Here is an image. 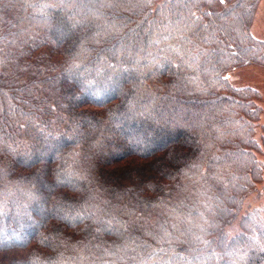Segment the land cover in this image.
I'll return each instance as SVG.
<instances>
[{
  "label": "trees",
  "instance_id": "obj_1",
  "mask_svg": "<svg viewBox=\"0 0 264 264\" xmlns=\"http://www.w3.org/2000/svg\"><path fill=\"white\" fill-rule=\"evenodd\" d=\"M259 3L0 0V264H264Z\"/></svg>",
  "mask_w": 264,
  "mask_h": 264
},
{
  "label": "rangeland",
  "instance_id": "obj_2",
  "mask_svg": "<svg viewBox=\"0 0 264 264\" xmlns=\"http://www.w3.org/2000/svg\"><path fill=\"white\" fill-rule=\"evenodd\" d=\"M254 25H256L255 30ZM253 26L251 28L252 34L258 39H264V0H260ZM227 79L235 87H248L257 90L262 94L264 100V69L244 68L236 70L228 74ZM262 107L264 108V102ZM260 125L264 126V113L261 115ZM262 204H264V191L246 198L242 212ZM231 228L233 232H238L237 223L233 224Z\"/></svg>",
  "mask_w": 264,
  "mask_h": 264
},
{
  "label": "crops",
  "instance_id": "obj_3",
  "mask_svg": "<svg viewBox=\"0 0 264 264\" xmlns=\"http://www.w3.org/2000/svg\"><path fill=\"white\" fill-rule=\"evenodd\" d=\"M255 26H256V25L253 26V27H254V30H255Z\"/></svg>",
  "mask_w": 264,
  "mask_h": 264
}]
</instances>
